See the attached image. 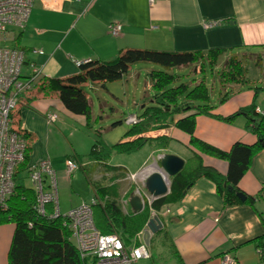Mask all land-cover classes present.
Masks as SVG:
<instances>
[{
  "label": "crops",
  "instance_id": "obj_1",
  "mask_svg": "<svg viewBox=\"0 0 264 264\" xmlns=\"http://www.w3.org/2000/svg\"><path fill=\"white\" fill-rule=\"evenodd\" d=\"M115 21L122 25L116 36L108 29V24ZM210 21L217 24L204 27ZM4 44L24 52L21 77L28 76L30 65L34 64L41 69L39 79L69 76L77 72V61L113 59L127 47L204 54L200 73L209 64L211 71H216L213 78L217 77L218 81L217 94H212L205 83L209 91V113H196V110L175 113L168 127L122 137L121 142L140 136L168 138L165 148L149 141L129 153L114 151L108 163L123 166L130 174H137L153 156L172 153L186 163L196 153L204 165L225 175L227 160L199 150L191 143V137L222 151H229L235 142L257 143L248 116L238 111L255 103V112L264 113V88L260 89L264 87V0H153L152 3L149 0H34L24 27L8 25ZM214 48H220L222 53L210 64L205 55ZM231 55L243 59L246 74L239 82H222L220 71L215 69ZM195 69L199 72L196 64ZM39 83L20 94L11 124L27 132L26 166L45 157L50 160L56 173L58 206L61 212H66L87 202V188L89 199L92 196L85 174L78 172L80 167L69 177L65 173L67 158H85L90 150V143L86 146L90 136L83 139L89 133L85 130L88 119L67 110L57 92H41ZM51 113H56L57 118L50 123L46 117ZM190 114L195 115L192 136L173 124ZM230 116L229 121L221 119ZM26 166L18 172V177L29 178ZM115 183L123 211H133L128 203L130 194L125 198L124 192L132 183L143 187L144 178L140 181L119 178ZM24 186L32 188L31 182ZM237 189L253 196V203H226L216 183L200 176L180 200L159 211L150 209L149 218L158 216L162 226L150 235L151 256L147 259L153 257L154 251H162L158 254L169 264H222L224 254L235 257L237 264H264L254 243L256 237L264 234V147L252 155ZM145 227L146 224L142 230ZM13 231L14 223L0 225V264H7ZM137 235L127 240L121 237L125 245L131 246L138 241Z\"/></svg>",
  "mask_w": 264,
  "mask_h": 264
},
{
  "label": "trees",
  "instance_id": "obj_2",
  "mask_svg": "<svg viewBox=\"0 0 264 264\" xmlns=\"http://www.w3.org/2000/svg\"><path fill=\"white\" fill-rule=\"evenodd\" d=\"M221 53L220 48H214L208 50L205 56L210 64H214ZM203 58L204 54L201 51L127 47L121 49L113 59L85 61L79 64L77 72L69 76L63 78L42 77L34 86L40 82L41 92H57L60 101L67 110L83 115L87 119L90 115V102L82 89L84 83L118 80L127 73L131 64L138 61L152 62L169 69L175 66L195 64ZM241 60L242 58H238L236 55H231L226 60L220 71L222 82H239L244 78L246 67ZM255 61L258 63L257 59ZM149 75L154 91L152 105L145 106L141 114L135 113L140 121L135 124H127L132 127L123 137L143 133L153 128L168 127L175 113L188 110H196V113H209L208 109L211 107L209 91L203 80L197 82L192 88L183 83L173 87L171 84L174 81V75L170 72L151 70ZM239 112L248 116L251 131L258 140L253 145L235 142L229 151H222L192 136L195 127L194 114L175 121L173 124L176 127L184 129L192 136L191 143L199 150L226 159L228 162L227 172L222 175L215 168L204 165L194 153L192 158L185 163L183 169L169 178V192L166 195L155 198L149 205L141 195L145 205L138 213L124 212L118 201L115 181L119 178L131 180L130 173L125 167L111 165L108 161L114 151L129 153L149 141L156 142L158 148H165L168 142L167 136L155 138L140 136L133 140L108 144L98 134L99 138L93 141L85 158L69 157L81 168L92 189L91 198L93 200L91 201L90 198L87 203L91 206L96 228L101 233L119 232L125 236L126 240L134 237L142 231L147 223L150 209L159 211L163 206L180 200L184 191L200 176H206L216 183L217 190L226 203L241 202L235 194L238 191L237 183L247 170L252 155L264 141V113L255 112V103L241 108ZM232 116L221 119L229 121ZM14 129L26 139V149L24 161L15 169L14 192L8 197L6 208L0 207V225L14 223V231L7 253V264H89L87 259L79 254L70 238V230L63 224L62 218H48L37 214L34 209L35 194L33 189L25 187L17 181L18 172L23 166H26L28 138L25 130ZM98 169L101 175L95 179L93 174ZM108 180L112 182L108 183ZM137 188L143 190L144 186H137L134 183L128 185L124 197L127 198ZM244 201L253 203L254 197L247 196ZM254 243L260 251L262 261H264V234L256 237Z\"/></svg>",
  "mask_w": 264,
  "mask_h": 264
},
{
  "label": "built area",
  "instance_id": "obj_3",
  "mask_svg": "<svg viewBox=\"0 0 264 264\" xmlns=\"http://www.w3.org/2000/svg\"><path fill=\"white\" fill-rule=\"evenodd\" d=\"M150 3L153 0H149ZM34 0H0V207L6 208L8 197L14 192L15 169L24 161L26 139L12 128L11 112L18 103L21 93L30 90L38 81L41 69L31 64V72L25 78L21 77L24 62V52L4 44L8 25L24 27ZM217 24V21L205 22L204 27ZM120 22L108 24L109 32L116 36L121 31ZM34 52L42 53L41 50ZM88 59L77 61L78 65ZM56 113L49 114L48 122L56 120ZM140 118L128 114L123 118L125 124H135ZM22 131V128H19ZM155 164L141 170L142 177L155 170ZM78 164L67 158L65 173L69 177ZM26 171L35 194L34 209L40 216L48 218L61 217L63 224L70 230V238L81 257L89 264H135L141 259L150 258L148 243L144 242L143 230L137 235V242L131 246L125 245L118 232L101 233L95 226L92 209L89 203L82 202L78 206L61 212L58 206L56 173L50 160L45 157L37 162L27 164ZM136 174H130L131 180ZM169 181V179L167 180ZM136 194L142 195L147 204L155 199L151 194H144L139 188ZM93 199L91 198V201ZM144 201V200H143ZM50 206V209H48ZM260 252V251H259ZM222 264H237L236 258L224 254Z\"/></svg>",
  "mask_w": 264,
  "mask_h": 264
},
{
  "label": "rangeland",
  "instance_id": "obj_4",
  "mask_svg": "<svg viewBox=\"0 0 264 264\" xmlns=\"http://www.w3.org/2000/svg\"><path fill=\"white\" fill-rule=\"evenodd\" d=\"M229 57L230 56H228V58ZM237 57L239 58L240 56ZM226 60L217 66L215 70L221 71ZM241 61L244 65L243 59ZM201 63H203V59L195 63L199 71L196 72L195 64L175 66L167 69L152 62L138 61L131 64L127 73L118 80L87 82L83 84L82 89L90 102V115L87 118L88 125L85 129L89 133L83 135V139H86L88 135L90 136L86 146H89V143L91 145L93 141L99 138L98 134L106 143L113 144L118 142L132 127L125 124L123 118L131 113L141 114L145 106L152 105L151 100L154 91L151 87V78L149 75L151 70H164L173 74L174 81L171 84L173 87L183 83L188 85L189 88H192L197 82L203 80L208 84L209 91H212V94L215 92L217 94L218 89L216 88L218 87V81L216 79L217 77L213 78L216 71H211V65L206 64V67H204L205 72L200 73L202 72ZM262 88L264 87L261 86L260 89ZM144 153L145 152L142 151V155ZM156 157L157 156H153L144 167L151 165L156 160ZM117 158L121 157H116V161ZM113 160L115 159L113 158ZM144 167L138 171L133 180L136 179V181H140L142 179L141 170ZM78 172L82 174L81 170H78ZM93 175L95 179H97L101 175L99 169ZM83 178L85 180V177ZM17 181L27 186L30 185L29 178L22 177L21 175L17 178ZM85 183V187H88L86 180ZM144 194L146 195V190ZM89 195L90 190L87 188V195L85 196V199H88L87 202L89 201ZM159 252L162 251H154L151 259H141L135 264H169L162 255L158 254Z\"/></svg>",
  "mask_w": 264,
  "mask_h": 264
},
{
  "label": "water",
  "instance_id": "obj_5",
  "mask_svg": "<svg viewBox=\"0 0 264 264\" xmlns=\"http://www.w3.org/2000/svg\"><path fill=\"white\" fill-rule=\"evenodd\" d=\"M261 146L264 147V141L261 142ZM152 164H155L156 167L144 178V188L149 194L157 198L169 192V181L167 180L183 169L185 160L176 154L164 153L157 156ZM235 194L241 201H244L247 197L242 191H236ZM128 203L135 213L140 212L144 208L142 197L134 192L130 194ZM161 226L158 216L153 215L148 219L143 230V238L146 244L151 233L157 231Z\"/></svg>",
  "mask_w": 264,
  "mask_h": 264
},
{
  "label": "clouds",
  "instance_id": "obj_6",
  "mask_svg": "<svg viewBox=\"0 0 264 264\" xmlns=\"http://www.w3.org/2000/svg\"><path fill=\"white\" fill-rule=\"evenodd\" d=\"M144 186V185H143Z\"/></svg>",
  "mask_w": 264,
  "mask_h": 264
}]
</instances>
